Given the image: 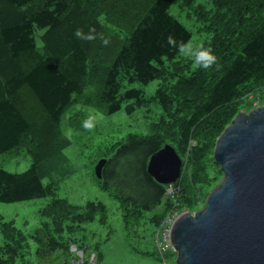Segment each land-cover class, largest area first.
Wrapping results in <instances>:
<instances>
[{"label":"trees","instance_id":"trees-1","mask_svg":"<svg viewBox=\"0 0 264 264\" xmlns=\"http://www.w3.org/2000/svg\"><path fill=\"white\" fill-rule=\"evenodd\" d=\"M208 1L210 9L195 6L210 38L192 69L193 61L182 52L193 34L171 8L194 0H0V156L24 145L35 158L23 173L0 169V203L53 192L43 178L61 166L70 145L59 129L60 119L74 96L84 92L89 63L102 60L105 16L127 31L122 44L104 54L105 60L112 59L100 81L108 113L124 103L130 104L129 111L156 103L162 113L150 134H131L118 143L100 183L120 201L128 228L165 201V210L152 218L156 225L176 202L180 212L194 211L220 181L222 171L213 157L218 137L241 110L244 97L264 86V0ZM156 79L162 84L151 97L132 87ZM167 144L186 165L174 185L176 195L148 170L151 157ZM99 212L106 213L102 203L90 202L84 215L55 200L48 211L55 227L45 221L44 234L35 237L37 260L55 253L69 256L74 245L61 236L67 217L92 222ZM75 247L85 256L96 254ZM22 248L18 243L0 247V264H33Z\"/></svg>","mask_w":264,"mask_h":264},{"label":"rangeland","instance_id":"rangeland-1","mask_svg":"<svg viewBox=\"0 0 264 264\" xmlns=\"http://www.w3.org/2000/svg\"><path fill=\"white\" fill-rule=\"evenodd\" d=\"M207 1L194 0L189 4L179 2L171 8L172 15L193 34L192 40L182 52L183 57L188 56L193 61L192 69L198 67L197 54L204 42L210 38V34L205 30L204 22L195 13V6L198 4H205L207 9L212 8L213 5ZM122 20L125 21L126 26L130 25L127 23L129 19ZM101 23L104 31V34L102 32L99 37L100 39L103 34V42L101 41L103 52L100 55L102 60H93L92 68L89 63L90 77L84 92L74 96L72 103L65 109L60 119L59 129L70 141V145L64 150L65 159L61 161L58 169L51 170L43 178L44 185H52L54 190L45 197L16 203H0V247L7 243L21 244L24 258L33 264L70 262L77 256L74 250L75 243L79 247L87 248L88 253L95 252L98 255L96 264H177V253L167 249L162 256L154 240L157 225L152 218L165 210L166 201L145 213L137 225L128 228L120 201L112 190L102 187L96 175L98 163L102 159L111 157L118 143L131 134H150L152 125L159 120L162 113L160 105L156 103L136 107L132 111L128 110L130 104L124 103L121 110L113 114L108 113L107 103L101 97L100 81L112 59L105 60L104 54L110 51V46L122 44L127 31L108 23L105 16L101 18ZM37 44L42 45L40 36H37ZM161 84L162 80L156 79L148 85L135 83L132 87L142 89L148 98L156 93ZM260 88L255 91V98L248 97L241 101L243 103L239 113L264 106V94L259 90ZM256 101H259L258 105H255ZM34 163L33 154L24 145L0 156V169L11 173H23ZM185 172L186 165L183 168V175ZM222 179L223 173L218 185ZM207 198L194 207L191 213L202 210ZM55 200L65 201L78 213L84 215L90 202L102 203L106 207V213H97L92 222L79 221L71 214L65 220L66 223L61 232L62 239L70 240L69 244L74 245L70 249V255L55 253L47 256L45 260L38 261L36 257L38 241L35 237L39 233L44 234L41 231L44 228L43 222L51 223L52 229L55 227L48 213ZM183 212L186 210L183 209L181 213ZM53 233L58 237V232L53 230ZM91 256L92 253L88 256L84 255L86 259Z\"/></svg>","mask_w":264,"mask_h":264},{"label":"water","instance_id":"water-1","mask_svg":"<svg viewBox=\"0 0 264 264\" xmlns=\"http://www.w3.org/2000/svg\"><path fill=\"white\" fill-rule=\"evenodd\" d=\"M215 162L223 173L205 207L183 212L173 226L177 264H264V106L241 111L218 137ZM107 159L96 167L102 179ZM184 161L165 145L149 162L161 184H176Z\"/></svg>","mask_w":264,"mask_h":264},{"label":"built area","instance_id":"built-area-1","mask_svg":"<svg viewBox=\"0 0 264 264\" xmlns=\"http://www.w3.org/2000/svg\"><path fill=\"white\" fill-rule=\"evenodd\" d=\"M258 90V89H257ZM264 94V86L259 89ZM255 91L247 94L244 99L249 98H255ZM259 100V99H258ZM259 101L255 102V105H258ZM175 185V184H174ZM174 185H170L168 189V193L171 195L177 194V189ZM181 212L178 209L177 202L176 205L172 206L168 212L164 215V217L160 220L159 224L157 225L156 233L154 234V240L155 245L158 249V251L163 255V253L167 250H174L173 244H172V230L173 226L178 220V218L181 216ZM74 250L77 253V256L75 259L71 260L68 264H96L97 257L96 254H92V256L89 259H86L84 257L83 251H78L77 248L74 247Z\"/></svg>","mask_w":264,"mask_h":264},{"label":"clouds","instance_id":"clouds-1","mask_svg":"<svg viewBox=\"0 0 264 264\" xmlns=\"http://www.w3.org/2000/svg\"><path fill=\"white\" fill-rule=\"evenodd\" d=\"M76 35L77 36H79L80 35V32L78 31L77 33H76ZM204 67H208V65H203Z\"/></svg>","mask_w":264,"mask_h":264}]
</instances>
